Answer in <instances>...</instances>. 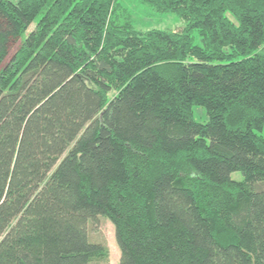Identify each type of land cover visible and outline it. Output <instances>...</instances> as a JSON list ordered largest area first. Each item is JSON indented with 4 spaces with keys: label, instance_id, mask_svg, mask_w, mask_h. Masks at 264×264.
Masks as SVG:
<instances>
[{
    "label": "trees",
    "instance_id": "1",
    "mask_svg": "<svg viewBox=\"0 0 264 264\" xmlns=\"http://www.w3.org/2000/svg\"><path fill=\"white\" fill-rule=\"evenodd\" d=\"M137 1L0 0V264H264V0Z\"/></svg>",
    "mask_w": 264,
    "mask_h": 264
},
{
    "label": "rangeland",
    "instance_id": "2",
    "mask_svg": "<svg viewBox=\"0 0 264 264\" xmlns=\"http://www.w3.org/2000/svg\"><path fill=\"white\" fill-rule=\"evenodd\" d=\"M130 16L134 29L145 31L149 29H164L178 31L184 27V21L173 13H159L149 6L141 4L137 0H121ZM34 28L30 25L28 32ZM193 118L199 123L207 121V115L201 107H194ZM231 178L237 181L242 180L240 172H233ZM88 237L94 242H101L109 250V264H118L119 250L115 242L114 229L108 219L100 217L97 222L89 221L87 224Z\"/></svg>",
    "mask_w": 264,
    "mask_h": 264
}]
</instances>
